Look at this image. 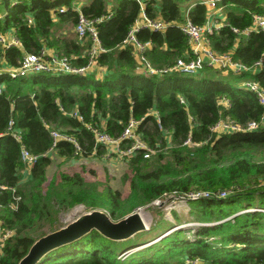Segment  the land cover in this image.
<instances>
[{
    "label": "trees",
    "instance_id": "trees-1",
    "mask_svg": "<svg viewBox=\"0 0 264 264\" xmlns=\"http://www.w3.org/2000/svg\"><path fill=\"white\" fill-rule=\"evenodd\" d=\"M218 5L225 8V18L206 33L205 42L248 66L261 61L258 67L234 71L206 65L196 73L151 74L136 46L124 43L145 12L169 23L164 30L140 26L135 32L140 41L151 42L142 53L154 66L192 58L180 23L187 17L206 23L209 7L201 0H0V33L12 32L20 40L7 45L0 40V233L11 231L0 264H17L36 238L64 225L61 214L78 204L104 208L119 219L166 194L196 190L213 195L190 200L191 215L201 223L189 230L192 238L183 227L175 228L123 256L159 234L121 249L129 238L114 240L92 229L37 264H185L188 256L208 264H264V123L250 130L212 129L226 117L242 125L264 119V104L242 85L246 78L264 85V30L254 27L255 16L264 15V0H219ZM81 13L101 17L96 25L106 50L91 69L11 76L26 52L43 49L47 58L56 54L86 64L92 41L76 31ZM234 28L251 30L240 34ZM222 96L229 105L220 102ZM130 117L140 121L137 131L158 150L149 157L142 150L125 157L127 196L79 170L63 169L49 178L50 150L65 158L102 155L107 146L96 142L91 126L120 136ZM53 129L75 141L59 138L54 146ZM22 145L37 155L32 163L22 159Z\"/></svg>",
    "mask_w": 264,
    "mask_h": 264
},
{
    "label": "built area",
    "instance_id": "built-area-1",
    "mask_svg": "<svg viewBox=\"0 0 264 264\" xmlns=\"http://www.w3.org/2000/svg\"><path fill=\"white\" fill-rule=\"evenodd\" d=\"M143 1V0H139ZM206 3L209 8L218 7L219 0H201ZM101 17L91 18L87 17L85 14L81 13L79 15L78 22L76 24V31L80 37L88 35L91 38V47L89 49V59L86 64L75 65L70 61L67 56H59L53 54L51 58H47V50L43 49L40 53L36 52H26L21 59L20 64L10 69L11 76L23 75L30 71H55V72H71V73H84L91 69L97 62L96 56L105 51L106 49L101 45L99 31L96 25V22L99 21ZM169 23L159 18H151L146 15L145 12L142 13L141 19H139L130 30L127 38L124 40L125 44L133 43L136 46V51L139 53L141 62L146 67L147 71L151 74H163L174 70H180L186 73H196L201 70L206 65L217 66L220 68H231L234 71H245L258 67L261 64V61H257L255 66H248L242 62H238L232 59L230 53H218L213 50L210 45L205 42V35L207 32H212L214 28H219L222 24L216 25L210 23L208 20L206 23L199 25L194 23L189 17L185 21L180 23L183 31L188 35L191 49L193 51V56L190 59L178 58L177 61L170 66L156 67L154 66L147 57L142 53L144 49L151 44L150 41L142 42L136 37V30L140 26H149L155 30H164ZM254 27H261L264 30V15L255 16V25ZM234 30L240 34H248L250 28H245L239 30L234 28ZM0 40L3 44H20L19 38L13 34L9 36L5 33H0ZM242 85L253 90L261 103L264 104V85L260 80L255 78H246L242 81ZM3 89V85H0V92ZM181 101H185L181 97ZM220 102L229 105V99L226 96H222ZM74 115L79 116L81 119L83 116L79 114L77 110L71 112ZM13 120H11V123ZM139 120L130 117L127 122L122 134L120 136H113L112 134L99 129L97 127H92V130L95 133V139L97 143L105 144L107 147H112L113 152L124 157H130L136 154L138 151H144V156L149 157L155 152H157V147H152L144 140L141 134L137 131ZM264 123L262 120H250L247 124L242 125L234 122L229 117L220 119L212 129L215 131H238V130H250L257 129ZM13 134L20 139L19 131H13ZM52 134L54 137V146L57 143L59 138H69L75 141L74 138L68 136L66 133L61 132L58 129H53ZM123 140H126L123 143ZM54 149L50 150L51 153ZM21 156L24 161L27 163H32L37 155L32 153L25 145L21 146ZM227 192L224 191L221 195H225ZM185 199H198L201 197H211L213 193L208 190H196L188 194H179ZM159 200V199H157ZM156 200V201H157ZM155 201V202H156ZM11 234L10 230L0 233V252L5 243L6 238ZM128 251H124L126 254ZM185 264H208L199 257H186Z\"/></svg>",
    "mask_w": 264,
    "mask_h": 264
},
{
    "label": "rangeland",
    "instance_id": "rangeland-1",
    "mask_svg": "<svg viewBox=\"0 0 264 264\" xmlns=\"http://www.w3.org/2000/svg\"><path fill=\"white\" fill-rule=\"evenodd\" d=\"M191 1L193 2L195 0ZM211 11L212 13H221L225 15V8L219 5L218 8H211ZM51 155L53 161L48 168L49 178L53 177L55 174H58L63 169H69L72 171L79 170L89 179L99 178L104 182L110 183L113 187L120 189L123 196H127L129 194L130 183L125 178V173L129 169L128 160L124 156L114 153L112 147L108 146L102 155H92L88 157L82 156L80 158L73 159H64L57 152H55V150L51 152ZM189 201L190 199H185L178 193H171L166 194L161 199L153 202V204L149 206L140 208L143 215L146 217V219H148L147 225L149 228L152 226L154 228L152 230H149L148 228L143 230V232L140 231L142 233L140 235L137 234L136 237L131 236L132 238H126L128 240H124L123 243H121L120 248L125 249L132 246L136 242L146 240L157 234H159L157 237H160L169 230H172V228L175 229L179 227H183L182 229L186 230L189 236L192 238L193 236L191 233H189V230L191 228L197 227L201 223L195 221L191 215V206L194 204V202ZM87 210H89V208H87L85 205L78 204L70 210L63 212L61 214V220L63 224H66ZM173 210L177 211L180 219L175 217ZM162 219H166V221H164L165 223L156 226L155 223L160 222ZM145 245H147V242L131 247L127 249L128 252L123 256H126L128 253L138 248L144 247Z\"/></svg>",
    "mask_w": 264,
    "mask_h": 264
},
{
    "label": "water",
    "instance_id": "water-1",
    "mask_svg": "<svg viewBox=\"0 0 264 264\" xmlns=\"http://www.w3.org/2000/svg\"><path fill=\"white\" fill-rule=\"evenodd\" d=\"M242 211L244 210L239 212ZM203 223L211 224L208 222ZM148 228L149 226L140 208H136L119 219H114L104 208H90L68 223L36 238L27 253L19 259L17 264H37L49 251L84 236L92 229L99 230L110 239L122 240ZM172 230L148 241L147 244L158 240Z\"/></svg>",
    "mask_w": 264,
    "mask_h": 264
},
{
    "label": "crops",
    "instance_id": "crops-1",
    "mask_svg": "<svg viewBox=\"0 0 264 264\" xmlns=\"http://www.w3.org/2000/svg\"><path fill=\"white\" fill-rule=\"evenodd\" d=\"M216 8H218V7H216ZM216 12H217V10H216ZM224 18H225V15H223L221 13L220 14L219 13H212L211 8H209V15H208V19L207 20L210 23H213V24H216V25H220V24H222V21L224 20ZM7 34L9 36H12L14 33L10 32V33H7ZM61 157H63V156H61ZM63 158L65 159V157H63ZM70 159H73V158H70ZM24 173H25V176H28V174H29L28 170H25ZM48 175H49V173H48Z\"/></svg>",
    "mask_w": 264,
    "mask_h": 264
},
{
    "label": "bare ground",
    "instance_id": "bare-ground-1",
    "mask_svg": "<svg viewBox=\"0 0 264 264\" xmlns=\"http://www.w3.org/2000/svg\"><path fill=\"white\" fill-rule=\"evenodd\" d=\"M144 216V215H143ZM145 220H146V223H148V219H146V217L144 216Z\"/></svg>",
    "mask_w": 264,
    "mask_h": 264
}]
</instances>
